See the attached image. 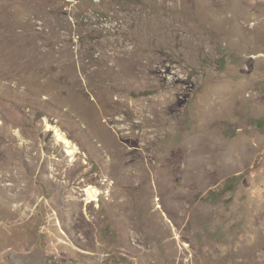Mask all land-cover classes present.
<instances>
[{"label": "rangeland", "instance_id": "obj_1", "mask_svg": "<svg viewBox=\"0 0 264 264\" xmlns=\"http://www.w3.org/2000/svg\"><path fill=\"white\" fill-rule=\"evenodd\" d=\"M0 264H264V0H0Z\"/></svg>", "mask_w": 264, "mask_h": 264}, {"label": "bare ground", "instance_id": "obj_2", "mask_svg": "<svg viewBox=\"0 0 264 264\" xmlns=\"http://www.w3.org/2000/svg\"><path fill=\"white\" fill-rule=\"evenodd\" d=\"M259 25V22H257L256 24H254V28L255 29L257 26ZM54 131V138L55 141L62 144L65 152L67 153L68 156H71L73 158V156H75V154L78 153V148L76 145H74L70 139L58 128L54 127L53 128ZM84 194H85V200L87 202L89 201H93L96 200V198L99 195V191L97 188H95L94 186H88L85 190H84Z\"/></svg>", "mask_w": 264, "mask_h": 264}, {"label": "trees", "instance_id": "obj_3", "mask_svg": "<svg viewBox=\"0 0 264 264\" xmlns=\"http://www.w3.org/2000/svg\"><path fill=\"white\" fill-rule=\"evenodd\" d=\"M232 181V180H231ZM228 190H230V189H228ZM212 195H218L217 193H211L210 195H209V199H212L213 197H211ZM215 197V196H214Z\"/></svg>", "mask_w": 264, "mask_h": 264}]
</instances>
